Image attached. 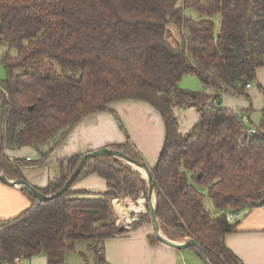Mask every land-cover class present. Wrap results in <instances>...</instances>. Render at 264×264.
Instances as JSON below:
<instances>
[{
  "label": "trees",
  "instance_id": "16d2710c",
  "mask_svg": "<svg viewBox=\"0 0 264 264\" xmlns=\"http://www.w3.org/2000/svg\"><path fill=\"white\" fill-rule=\"evenodd\" d=\"M186 8L208 19L193 20ZM216 14L217 37L210 19ZM0 42L17 50L4 57L8 77L0 82V166L9 179H24L25 161L12 162L7 149L34 147L40 159L26 163L44 164L84 118L113 113L116 102H147L166 126L150 169L161 229L176 242L195 239L212 264L240 262L225 243L237 224L222 211L264 207V118L256 126L251 110L228 109L221 101L226 94L249 99L247 86L264 68V0H0ZM186 76L196 77L203 90L180 88ZM191 107L200 118L182 135L175 111ZM250 128L257 133L248 134ZM113 149L144 163L130 141ZM82 156L61 162L59 175L37 189L55 194ZM90 174L104 178L108 190L74 191ZM199 186H207L214 215ZM22 190L31 205L0 221V264L42 254L49 264H61L58 257L78 242H89L94 264H109L104 241L129 232L118 227L111 200L147 197L148 183L117 158L94 157L58 198L42 202ZM149 216L138 224L150 223ZM150 241L161 243L155 234Z\"/></svg>",
  "mask_w": 264,
  "mask_h": 264
},
{
  "label": "crops",
  "instance_id": "0c3cea01",
  "mask_svg": "<svg viewBox=\"0 0 264 264\" xmlns=\"http://www.w3.org/2000/svg\"><path fill=\"white\" fill-rule=\"evenodd\" d=\"M183 82L184 79L180 85ZM202 90L203 88L200 91ZM246 92L249 99L246 96L244 99L243 96L224 95L222 106L238 111L251 110L249 116L251 121L252 117L254 118L253 114L260 112L256 122L260 123L264 118L261 114L264 110V68L258 70L256 82L247 88ZM110 109L113 113H96L84 118L44 164L34 166L26 163L28 158L31 161L40 159V154L34 147L8 150L6 154L12 161L16 159L25 161L21 166L24 179L40 189L46 188L50 181L59 175L61 162L95 150L124 146L128 141L133 144L147 167L153 168L159 160L166 140V126L160 113L149 103L135 100L116 102ZM175 112L182 135L187 134L200 118L194 107L176 109ZM22 189L20 186H9L0 180V221L15 218L30 207L31 201ZM73 190L90 194L104 193L108 190V183L98 174H90L81 179ZM116 202L111 200L115 218L118 213L127 217L128 214L117 209ZM235 222L236 231L225 238L228 249L241 264H264V207L239 213ZM127 230H129L127 234L104 241L102 257L107 263L204 264L195 249L178 250L163 243H152L150 241V237L154 235L152 223L129 227ZM29 260L30 264H47V257L44 254ZM25 261L27 260L24 259L20 264H24Z\"/></svg>",
  "mask_w": 264,
  "mask_h": 264
},
{
  "label": "rangeland",
  "instance_id": "374dc122",
  "mask_svg": "<svg viewBox=\"0 0 264 264\" xmlns=\"http://www.w3.org/2000/svg\"><path fill=\"white\" fill-rule=\"evenodd\" d=\"M184 13L187 17H189L193 20H200L203 18L208 19L207 16L200 14L198 11H196L193 8H186L184 10ZM210 19L214 23V35L217 37L220 33V28H221V16H220V14H216L213 17H211ZM171 36H172V40H174V43L177 44L176 41L179 39V31L175 27L172 28ZM8 55H10L12 57L16 56L17 50L10 48L9 44L6 42H0V82L4 81L8 77V71H7V69L3 63L4 57L8 56ZM20 72H21V69L15 71V73H17V74ZM180 88H182L183 90H190L191 92H198L202 89V85L196 77L186 76V77H184V82L182 85H180ZM243 98L245 99L246 97L243 96ZM261 114L263 116V111L261 112ZM253 115H254V118L252 117V119H253L252 123L256 126H259L261 124V122L260 123H256V122L258 120V115L260 116V112L254 113ZM8 150L9 149H7L5 151V153ZM11 161H12V159H11ZM126 165H128V164H126ZM128 166L131 167L130 165H128ZM137 173H139V172H137ZM198 188L206 196V200H205L206 208L211 212L212 215L217 213V210L215 209V207L212 203V200L208 196L207 186H199ZM146 198L147 197L145 196V194L141 193L137 199H134L131 197H126V198H121V199H113V201H115V202L116 201L120 202L121 205L123 203V205L125 207H127L130 204H133L138 208L143 206V208L139 212H136V211H130V212L124 211V212H122L126 215L128 214L127 217H124V216L120 215V213L117 212L118 216L116 218V222H117V225H120V226H118L120 229H127V228L133 227V226H142L146 223L148 224V222L138 224L139 219H141V217L143 215H148V216L150 215L149 209H148V203L145 200ZM140 199H142V200L140 201ZM126 201H128V202H126ZM144 201H145V204L140 205L141 202H144ZM136 202H140V204L139 203L136 204ZM126 203H129V204L127 205ZM149 218H150V216H149ZM149 224H151V221ZM162 232L166 237H168L170 239V237L163 230H162ZM178 242H184V241H178ZM88 247H89V242H78L76 244L75 250L73 252L66 254L65 256H59L58 259L62 258L61 264H94L93 254L90 252ZM46 257H47V264H49V261L51 258L48 257L47 255H46ZM23 263L24 264H30V260H27Z\"/></svg>",
  "mask_w": 264,
  "mask_h": 264
},
{
  "label": "water",
  "instance_id": "95a60500",
  "mask_svg": "<svg viewBox=\"0 0 264 264\" xmlns=\"http://www.w3.org/2000/svg\"><path fill=\"white\" fill-rule=\"evenodd\" d=\"M30 109H32V108H30ZM94 157H114V158H117V159L125 162L126 164L130 165L132 167V169L134 168V166H137L138 168L143 169L146 172V177L142 176L141 174L140 175L145 180H147V183H148V195H147V198L145 200L148 203V208H149L150 215H151V221L153 224L154 234L156 235L157 239L161 243L168 245L172 248L178 249V250H183V249L195 247L199 251L200 258L203 261V263L204 264H212L208 260L207 256L205 255L203 247L201 246V244L198 243L195 239H188L185 242H176V241L169 239L168 237H166L163 234L162 229L160 227L159 220H158L155 187L153 184V178H152V174H151L150 169L147 167V165L145 163H139L121 151H118V150H115L112 148H104V149H99V150H95V151L84 154L82 156L79 164L77 165L76 169L74 170V172L72 173V175L70 176L68 181L65 183V185L53 195L43 194L36 187H34L30 183H28L25 179H16V180L9 179L4 174L1 166H0V180L2 182H4L5 184L12 186V187L20 186L22 188H26L31 193H33L40 201L48 202V201H51L55 198L60 197L65 192H67L72 187L73 183L76 181L78 176L80 175V173H81L84 165L87 163V161L91 158H94Z\"/></svg>",
  "mask_w": 264,
  "mask_h": 264
},
{
  "label": "built area",
  "instance_id": "2783aa9c",
  "mask_svg": "<svg viewBox=\"0 0 264 264\" xmlns=\"http://www.w3.org/2000/svg\"><path fill=\"white\" fill-rule=\"evenodd\" d=\"M251 85H248L247 88H250ZM245 122H248V118H245ZM248 134H256L257 133V129L256 128H250L248 131H247ZM28 161H30L31 159L28 158L27 159ZM223 214L226 215L227 217V220L229 222H235L239 216V213H235V212H232V211H222ZM24 259L19 257V258H16L14 263L15 264H20ZM5 264H10V263H5ZM237 264H241V262H238Z\"/></svg>",
  "mask_w": 264,
  "mask_h": 264
},
{
  "label": "bare ground",
  "instance_id": "6f19581e",
  "mask_svg": "<svg viewBox=\"0 0 264 264\" xmlns=\"http://www.w3.org/2000/svg\"><path fill=\"white\" fill-rule=\"evenodd\" d=\"M135 171L139 172L142 176L146 177V172L141 169V168H138L137 166H134L133 168ZM154 201V200H153ZM144 204V202H141V205ZM115 205L117 206V209L121 212H124V211H129V210H137V211H140L142 207H136L135 205L133 204H130L128 205L127 207H125L123 204L121 205L120 202H116Z\"/></svg>",
  "mask_w": 264,
  "mask_h": 264
}]
</instances>
